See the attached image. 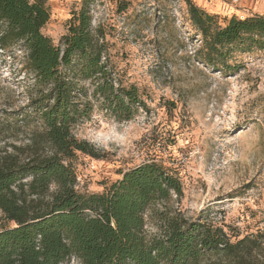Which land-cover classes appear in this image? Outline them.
Wrapping results in <instances>:
<instances>
[{
	"label": "rangeland",
	"instance_id": "rangeland-1",
	"mask_svg": "<svg viewBox=\"0 0 264 264\" xmlns=\"http://www.w3.org/2000/svg\"><path fill=\"white\" fill-rule=\"evenodd\" d=\"M192 1L222 25L231 16H264V0ZM45 3L50 17L41 32L60 46L81 0ZM89 13L110 68L123 86L138 89L149 112L118 121L95 110L73 127L75 138L98 155L76 153L70 162L75 189L100 193L126 170L155 162L179 179L182 194L146 212L147 237L160 233L166 215L222 227L231 241L264 235V46L234 54L233 70H219L202 62L203 39L184 0H92ZM24 61L19 44L0 48V158L21 161L32 155L31 140L42 130L38 118L24 115L35 92ZM0 226L14 224L0 217ZM263 256L256 251L252 259ZM201 264L239 263L209 256Z\"/></svg>",
	"mask_w": 264,
	"mask_h": 264
},
{
	"label": "trees",
	"instance_id": "trees-1",
	"mask_svg": "<svg viewBox=\"0 0 264 264\" xmlns=\"http://www.w3.org/2000/svg\"><path fill=\"white\" fill-rule=\"evenodd\" d=\"M184 2L206 65L230 71L234 54L263 48V15L231 16L222 25L217 15ZM91 4L81 0L55 46L41 32L50 17L45 0H0V48L23 50L35 89L24 115L42 124L31 156L0 158V217L14 224L0 226V264H201L209 256L264 264V256L252 259L264 250L263 234L231 241L222 227L166 215L160 233L147 237L146 212L182 194L179 179L155 162L126 170L100 193L75 189L76 153L98 155L73 127L95 110L118 121L149 112L138 89L123 86L110 68L103 34L91 29Z\"/></svg>",
	"mask_w": 264,
	"mask_h": 264
},
{
	"label": "built area",
	"instance_id": "built-area-1",
	"mask_svg": "<svg viewBox=\"0 0 264 264\" xmlns=\"http://www.w3.org/2000/svg\"><path fill=\"white\" fill-rule=\"evenodd\" d=\"M92 11V9L90 10V12ZM91 14V13H90Z\"/></svg>",
	"mask_w": 264,
	"mask_h": 264
},
{
	"label": "bare ground",
	"instance_id": "bare-ground-1",
	"mask_svg": "<svg viewBox=\"0 0 264 264\" xmlns=\"http://www.w3.org/2000/svg\"><path fill=\"white\" fill-rule=\"evenodd\" d=\"M241 19H243V18H241Z\"/></svg>",
	"mask_w": 264,
	"mask_h": 264
}]
</instances>
